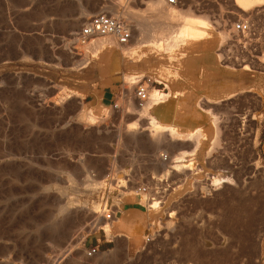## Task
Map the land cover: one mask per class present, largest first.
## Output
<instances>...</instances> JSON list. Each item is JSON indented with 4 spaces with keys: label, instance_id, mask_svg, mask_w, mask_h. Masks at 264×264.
I'll return each instance as SVG.
<instances>
[{
    "label": "rangeland",
    "instance_id": "1",
    "mask_svg": "<svg viewBox=\"0 0 264 264\" xmlns=\"http://www.w3.org/2000/svg\"><path fill=\"white\" fill-rule=\"evenodd\" d=\"M148 1L0 0V264H55L67 249L58 264L104 259L105 264H264V0L252 1L246 10L234 0H186L178 6L162 0L166 11L203 18L218 31L221 69L247 65L255 75L251 87L233 97L213 104L201 98L207 117L201 127L212 126V135L183 158L191 160L179 163L190 170L179 165L170 176L162 174L170 163L160 154L176 155L192 143L172 145L150 133L134 93L137 81L149 79V88L166 97L171 83L153 68L161 64L133 61L113 37L120 52L109 56L88 50L77 37L86 18L104 11L131 26L128 45L151 50L156 42L150 27L140 31L126 15L145 14ZM240 19L253 24L252 35L234 30ZM199 70L190 69L196 77ZM127 73L136 77L132 85L125 82ZM106 86L113 101L96 102V90ZM90 105L93 118L83 115ZM133 123L137 129L128 132ZM219 171L229 183L211 185L210 176ZM187 178L195 185L165 206L172 189ZM142 191L163 202L153 234ZM127 197L139 202L147 225L143 251L122 247L124 258L112 250L105 257L88 256L94 238L113 236L91 227L96 213L88 204L101 202L104 219L110 210L122 209Z\"/></svg>",
    "mask_w": 264,
    "mask_h": 264
},
{
    "label": "bare ground",
    "instance_id": "2",
    "mask_svg": "<svg viewBox=\"0 0 264 264\" xmlns=\"http://www.w3.org/2000/svg\"><path fill=\"white\" fill-rule=\"evenodd\" d=\"M159 1H148L144 8L145 14L143 15L134 14L132 12L129 14L126 13L127 18L129 17L132 19L138 30L141 31L142 27L145 25L150 27V30L152 31L151 39L156 42V45L154 44L151 50L148 48L142 50L139 47L130 44L128 45L130 40L123 45L117 44L120 45L121 51L133 61L144 58L147 59L146 62L148 64L150 62L155 65L160 63V67L157 66L153 68L158 69L162 75H166L171 83V90H169L170 92L165 93L166 97L164 98V93H161L156 88H149V79L145 81H143V79L137 81L135 80L136 77H131L129 73L124 75V78L127 80L124 81H129L131 85L133 84V81H137L135 86L140 83H146L145 87L148 98L137 111L148 116L149 121L147 129L150 130V133L166 137L169 144L172 145H183L185 142L187 143V141L192 143L190 149L183 148L178 154L169 156L170 160L168 162L170 165H166V168H162V174L170 176V174H173V171L178 169L179 165L183 166L185 170H190L187 167L189 165L179 163L191 160L192 158L187 160L183 158L191 155L193 156L197 143L201 142L203 138L212 135V126L201 127V123L207 119L206 115L202 112L203 110L200 108L201 98H206L207 103H210L233 97V95L239 92L248 90L251 87L255 75L247 65H243L239 69L234 67L221 69L215 52L218 40L221 38L218 31H216L207 21L203 20V18L199 19V17L197 18L185 12H177L172 9L166 11L165 8H162L163 1ZM252 1L254 0H234L235 4L242 10H246ZM114 5H116V3ZM116 15L119 16V14ZM177 28H179L178 31L176 30ZM112 40L114 39L111 36H103L93 39L91 42H89V40L83 41L82 43H85V47L92 52L106 51L107 54H109V52L112 51ZM168 64H171L172 66L176 64L180 66L181 69L179 71H175V69L168 70L166 69L168 68ZM197 67L200 69L199 77H196L190 71V69H197ZM130 71L132 70L130 69ZM183 80H187V85L185 84L186 86L180 85ZM83 115L89 118L94 117L92 116L91 108H87ZM133 125L134 127H130L131 125L126 127L128 132H131L136 128L137 124L133 123ZM209 179L211 180V185L220 186L228 182L229 177L219 171L218 174H213ZM192 181L187 178L178 183L169 193L167 199L165 201L163 200L164 205H168L176 197L191 190L193 185H195H192ZM117 182L120 183V181ZM117 184H115L117 187L124 186L122 184ZM139 191H141L139 188L134 191L126 189L123 190V193L131 194L132 192L137 193ZM139 194L140 201H143L148 209V230L150 231V234H153L157 229L156 221L158 220V215L163 212L162 209L164 206L161 205L163 202L157 198L149 199L148 194L143 191ZM96 195L99 197V200H101L102 194L97 193ZM100 203L99 201L91 200L88 206L86 205L87 210L90 213H96V221L91 223V227L96 229L101 228L103 231L108 232V234H112L117 230V223H119L117 222L118 218H106V213L104 216L102 215L104 217V219H102L100 215L101 213H99ZM101 209H103V207H101ZM101 212H103V210H101ZM69 252L70 249H67L64 253H61V255L57 257L55 264H58Z\"/></svg>",
    "mask_w": 264,
    "mask_h": 264
},
{
    "label": "crops",
    "instance_id": "3",
    "mask_svg": "<svg viewBox=\"0 0 264 264\" xmlns=\"http://www.w3.org/2000/svg\"><path fill=\"white\" fill-rule=\"evenodd\" d=\"M110 5H114V3L109 4V6ZM117 51H119V49L113 46L112 51H110L106 56H109ZM95 97L96 102L98 100L101 103L111 104L114 95L112 89L109 86H106L105 88L97 89ZM88 108H91V110L94 111L92 105ZM122 202L120 203L122 205V209L117 207L115 211H112L113 217H117V222L119 223H117V230L114 231L115 233L111 234L113 236H111L110 240H106L105 235H101L100 237L94 238L92 242L88 244V247L96 245L98 247V251L96 253H102L103 257H105V251L112 250L113 255L124 258L125 249H122V247H127L134 253L142 252L146 241H148L147 236V239L143 240L146 235L147 225H145L142 211L138 207L139 202L134 197H127L123 199ZM134 242L137 243L135 244ZM101 264H105V259ZM115 264H121V262L118 260Z\"/></svg>",
    "mask_w": 264,
    "mask_h": 264
},
{
    "label": "built area",
    "instance_id": "4",
    "mask_svg": "<svg viewBox=\"0 0 264 264\" xmlns=\"http://www.w3.org/2000/svg\"><path fill=\"white\" fill-rule=\"evenodd\" d=\"M186 0H165V4L169 6H178L182 5ZM233 28L236 32L246 35H252L254 33L253 24L247 19H240L234 25ZM132 35V28L128 22L123 19L120 15L110 14L108 12H98L90 17L86 18L77 33V37L81 41H89L91 38L98 36H111L113 37L118 44H126ZM135 97L138 106H142L143 102L147 100L148 95L146 92V87L144 84L140 83L135 87ZM113 106L116 107V104L113 103ZM160 157L163 161H169L170 157L166 153L160 154ZM106 205H103L105 209ZM113 217V212L110 210L106 214V218ZM98 251L96 245L86 248V254L92 256Z\"/></svg>",
    "mask_w": 264,
    "mask_h": 264
}]
</instances>
